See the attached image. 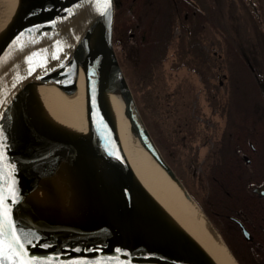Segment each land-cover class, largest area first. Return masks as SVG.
<instances>
[{"label": "water", "instance_id": "water-1", "mask_svg": "<svg viewBox=\"0 0 264 264\" xmlns=\"http://www.w3.org/2000/svg\"><path fill=\"white\" fill-rule=\"evenodd\" d=\"M255 1L247 2L254 14L258 12ZM77 4L81 0H17L7 20L0 23V133L4 137L0 143L6 145L7 163L15 166L29 153L40 154L38 146L44 145L46 154L59 161L57 169L63 168V176L46 186L50 194L37 195L43 168L36 165L31 191L17 189L19 202L7 201L15 226L25 236L38 237L33 241L37 246L26 244V249L32 256H58L62 262L218 264L143 186L120 149L102 83L104 73L115 80L131 129L149 156L180 196L203 215L205 225L218 233L163 158L140 115L113 43L114 0L107 17L90 3L75 8ZM68 9H73L72 15ZM53 54L59 59H53ZM242 54L252 69L243 50ZM69 77L83 108L80 130L49 121L35 94L28 91L33 83ZM261 88L264 93L263 83ZM256 191L264 196V186Z\"/></svg>", "mask_w": 264, "mask_h": 264}, {"label": "trees", "instance_id": "trees-1", "mask_svg": "<svg viewBox=\"0 0 264 264\" xmlns=\"http://www.w3.org/2000/svg\"><path fill=\"white\" fill-rule=\"evenodd\" d=\"M121 2L116 6L113 43L140 115L168 163L171 166L178 163L183 171L194 173L198 159L191 143L194 130L188 126L193 121L186 105L181 104L175 110L180 102L177 101L178 90L176 88L175 94L171 89L170 74L165 69L175 19L173 3L171 0ZM255 3L256 14L249 9V12L238 10L232 0H207L208 13L204 19L207 34L221 51V68L226 75V98L220 111L224 113L226 125L219 138L217 158L215 153H210L202 175L194 173L193 178L203 189L202 194L211 201L224 206L249 207L257 244L264 246V202L244 199V182L251 180L252 175L237 158L238 151H248L247 142L252 141L260 157L257 180L264 178V93L261 88V83L264 84V0ZM178 9L185 11L187 5L179 2ZM198 73L203 74L200 69ZM203 184L207 185L205 189ZM241 248L245 252L243 264H264V257L253 254L256 248L252 244L242 243Z\"/></svg>", "mask_w": 264, "mask_h": 264}, {"label": "flooded vegetation", "instance_id": "flooded-vegetation-1", "mask_svg": "<svg viewBox=\"0 0 264 264\" xmlns=\"http://www.w3.org/2000/svg\"><path fill=\"white\" fill-rule=\"evenodd\" d=\"M171 1L175 10V19L171 28L172 35L169 41L168 49L170 53L169 57L167 58V67L165 69L168 74H171L173 79L176 80L177 77H180L182 82L185 77H188V75H193L192 82L188 84V81H184L187 82L184 83L186 86L182 87V85H177L175 87V94L177 88V94L179 95L177 97V101H180L177 102L175 110H178V107H181V104L183 107L186 105L185 109L188 111L190 119L193 121L191 124H188V126L192 127L194 130V137L191 143L193 147V154L195 153L198 159L194 173L199 176L202 175L206 167V162L210 156L209 154L215 153L214 157L217 158L219 149L218 146L220 143L219 138L226 125L224 122V113L220 112L221 106H224V100L226 98V75L224 74V70L221 68V51L217 43H215V41L212 42V37H209L207 34V28L204 22V19L207 18L208 13L207 0H189V2L186 0ZM221 1L222 0H220V2ZM232 1L234 6L236 8L238 7V10H245L249 12V7L247 4L248 0ZM179 2L182 5L183 3L187 5V10L180 11L178 9ZM121 4V0H114L115 12L117 9L116 6H120ZM130 35L133 37L132 33H130ZM250 63L252 70H254V66L251 61ZM198 69L202 70L203 74L198 73ZM194 77L199 79V84H201L203 90V96L205 93V99L208 98V103L206 101L205 102L207 103L208 107H210L209 113L214 112V114H217V116L223 117V125L221 127L218 128V125L215 121L209 123L208 114H205V112L203 113V111L199 109L200 107L195 109L191 108V101L193 97L192 93L188 92V87L191 86L192 88L190 87V89L194 88V84H192ZM208 83H212L213 86L208 87ZM221 90H223V93H221L222 95L220 94V92H222ZM187 95L190 97H187ZM196 114H199L201 117L204 116L207 122H204V118H202V122L199 121L200 119L197 120L195 118ZM178 126L181 125L179 124ZM247 145L248 151H238L237 153V158L242 163L241 166L251 170L250 174L252 175L251 180L246 181L245 179V188L243 189L244 199H249L251 201L260 199L264 202V196L259 195V193L256 191L260 187L264 186V178L261 179V181L257 180V160L260 158L258 156L259 152L252 141H248ZM159 151L162 154L160 149ZM162 156L165 159L163 154ZM253 162L254 165H252ZM171 167L174 172L176 170V175L180 180L181 177L179 175H182L186 178V185L184 186L186 187L187 191L201 207L212 225L219 231L232 255L236 258L239 264H243L242 258H245V252L244 250L242 251L241 248L242 243L252 244L256 248L253 254H255L258 258L264 257V246L257 244V237L254 233L256 228L250 219L249 207L243 204H232L230 206L227 204L224 206L211 201L209 196H204L202 194L203 189L194 180V173L190 174L183 171L178 163H175L174 166ZM205 185L203 184L204 189L207 187V185L206 187ZM240 225L249 234L248 238L243 235Z\"/></svg>", "mask_w": 264, "mask_h": 264}, {"label": "bare ground", "instance_id": "bare-ground-1", "mask_svg": "<svg viewBox=\"0 0 264 264\" xmlns=\"http://www.w3.org/2000/svg\"><path fill=\"white\" fill-rule=\"evenodd\" d=\"M16 3L17 0H0V23L7 20ZM100 76H102L101 73ZM102 83L114 117L120 149L143 186L172 211L218 264H237L219 234L209 229L203 221L205 220L203 215L198 212L196 207L180 196L172 180L154 163L136 137L124 112L113 77L108 74L106 76L104 73ZM28 91L35 94L44 116L49 121L56 125L69 126L73 130L82 129L83 108L78 99V93L74 92L71 77L63 81L33 83L29 86ZM38 150L40 154L29 153L20 159L15 165L12 176L17 189L31 191L32 181L30 178L36 165L41 166L43 168L41 183L34 193L42 195L48 190L46 186L50 187L53 184L50 183L53 181L52 179L56 181L63 176V168L60 166L57 169L59 161L46 154L48 153L46 146L39 145ZM48 150L51 152L50 146H48ZM47 192L50 194V190Z\"/></svg>", "mask_w": 264, "mask_h": 264}, {"label": "snow or ice", "instance_id": "snow-or-ice-1", "mask_svg": "<svg viewBox=\"0 0 264 264\" xmlns=\"http://www.w3.org/2000/svg\"><path fill=\"white\" fill-rule=\"evenodd\" d=\"M84 3H90L100 10L102 16L107 17L110 13L112 0H81V4L74 7L79 8ZM102 3V7H101ZM69 15L73 14V9L67 10ZM55 24V21L52 22ZM53 59H59V56L53 54ZM43 67V65H40ZM34 71V69H30ZM3 134L0 133V140H3ZM5 144L0 143V264H110L109 261L96 259L92 262L85 260H69L67 262L60 261L59 257L39 258L29 254L26 244L36 247L33 241L38 240L34 235H23V229L15 226L12 217V207L7 203L11 201V205L19 202V194L16 188L15 179L11 175L15 170L14 165L7 163L4 153ZM40 247H48V245H39ZM79 251V249H76ZM119 264V261H116Z\"/></svg>", "mask_w": 264, "mask_h": 264}, {"label": "rangeland", "instance_id": "rangeland-1", "mask_svg": "<svg viewBox=\"0 0 264 264\" xmlns=\"http://www.w3.org/2000/svg\"><path fill=\"white\" fill-rule=\"evenodd\" d=\"M255 63L257 64V66H258V63H257V61H255ZM255 64V65H256ZM171 75V74H170ZM175 77V76H174ZM192 77H193V75L192 74H190V75H188V77H185L184 78V80H183V82L181 81V78L180 77H177V79L175 80V79H173L172 77H168V83H169V85L171 86V89H175V87L177 86V85H182V87H184V86H186L184 83H187V82H184V81H188V84L190 83V82H192ZM176 78V77H175ZM192 84H194V88L193 89H190V87H188V92H191L192 93V97H193V99H192V101H191V108L192 109H195V108H199L200 110H202L203 111V113L205 112V114H208V116H209V123H211V122H213V121H215L216 122V124L218 125V128L219 127H221L222 125H223V117L222 116H217V114H214V112H211V113H209L210 112V107H208V105H207V103H208V98L207 99H205V97L204 96H206L205 95V93H204V96H203V90H202V86H201V84H199V79L197 78V77H194V81H193V83ZM189 86V85H188ZM192 88V87H191ZM222 92H220V94L221 93H223V90H221ZM222 95V94H221ZM187 97H190L189 95H187ZM207 103H206V102ZM204 114V115H205ZM195 118L197 119V120H199L200 122H202V118H204V116H200L199 114H196L195 115ZM204 120V122H207V120H206V118H204L203 119ZM161 150V149H160ZM162 154H163V152H162ZM164 155V157H165V159L167 160V158H166V156H165V154H163ZM168 161V160H167ZM169 162V161H168ZM175 172H176V170H175ZM176 174H177V172H176ZM180 177H181V182L184 184V185H186L185 183V180H186V178L184 177V176H182V175H179Z\"/></svg>", "mask_w": 264, "mask_h": 264}]
</instances>
